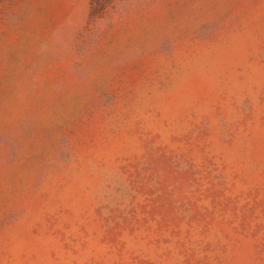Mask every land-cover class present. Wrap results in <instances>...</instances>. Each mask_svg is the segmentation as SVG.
<instances>
[{"label":"rangeland","instance_id":"1","mask_svg":"<svg viewBox=\"0 0 264 264\" xmlns=\"http://www.w3.org/2000/svg\"><path fill=\"white\" fill-rule=\"evenodd\" d=\"M0 264H264V0H0Z\"/></svg>","mask_w":264,"mask_h":264}]
</instances>
